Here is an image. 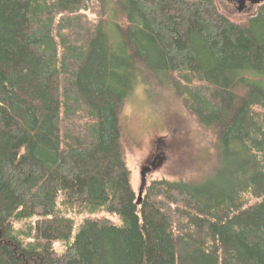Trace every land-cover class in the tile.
Here are the masks:
<instances>
[{"label":"trees","instance_id":"trees-1","mask_svg":"<svg viewBox=\"0 0 264 264\" xmlns=\"http://www.w3.org/2000/svg\"><path fill=\"white\" fill-rule=\"evenodd\" d=\"M142 84L215 160L139 206L121 117ZM0 264H264V4L0 0Z\"/></svg>","mask_w":264,"mask_h":264},{"label":"rangeland","instance_id":"rangeland-1","mask_svg":"<svg viewBox=\"0 0 264 264\" xmlns=\"http://www.w3.org/2000/svg\"><path fill=\"white\" fill-rule=\"evenodd\" d=\"M217 2L221 10L234 20H244L258 8L248 4L249 8L239 13L236 6L228 0ZM147 89L142 84L135 90L121 117L125 131L124 154L132 172L135 192L140 187V171L146 165H158L148 175V187L156 179L187 177L210 159L215 160L214 148H210L208 141L198 135L195 125L185 116L175 97L163 90L150 95ZM68 212V216L75 222L74 240L87 215L73 208ZM105 216L116 225H121L119 216L107 213ZM100 217L101 215L92 216L94 219ZM64 245L57 243L55 250L58 254L66 250L67 246Z\"/></svg>","mask_w":264,"mask_h":264},{"label":"water","instance_id":"water-1","mask_svg":"<svg viewBox=\"0 0 264 264\" xmlns=\"http://www.w3.org/2000/svg\"><path fill=\"white\" fill-rule=\"evenodd\" d=\"M230 3H236V7L239 13L244 12L247 7L248 4H250L251 6H259L261 4L264 3V0H228ZM158 165H156V163H151L149 165H146L145 167H143L140 171V187L137 191V196H138V201L137 204L139 206L142 205L143 202V196L145 193V190L147 188L148 185V175L154 171V169L157 167Z\"/></svg>","mask_w":264,"mask_h":264},{"label":"flooded vegetation","instance_id":"flooded-vegetation-1","mask_svg":"<svg viewBox=\"0 0 264 264\" xmlns=\"http://www.w3.org/2000/svg\"><path fill=\"white\" fill-rule=\"evenodd\" d=\"M236 6V3H233Z\"/></svg>","mask_w":264,"mask_h":264},{"label":"bare ground","instance_id":"bare-ground-1","mask_svg":"<svg viewBox=\"0 0 264 264\" xmlns=\"http://www.w3.org/2000/svg\"><path fill=\"white\" fill-rule=\"evenodd\" d=\"M264 4V3H263ZM138 195V194H137ZM137 198H138V196H137ZM138 200V199H137Z\"/></svg>","mask_w":264,"mask_h":264}]
</instances>
